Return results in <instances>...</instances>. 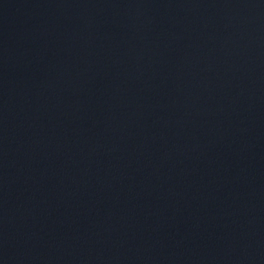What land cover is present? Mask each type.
<instances>
[{"label": "water", "instance_id": "water-1", "mask_svg": "<svg viewBox=\"0 0 264 264\" xmlns=\"http://www.w3.org/2000/svg\"><path fill=\"white\" fill-rule=\"evenodd\" d=\"M0 264H264V0H0Z\"/></svg>", "mask_w": 264, "mask_h": 264}]
</instances>
